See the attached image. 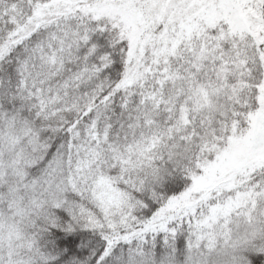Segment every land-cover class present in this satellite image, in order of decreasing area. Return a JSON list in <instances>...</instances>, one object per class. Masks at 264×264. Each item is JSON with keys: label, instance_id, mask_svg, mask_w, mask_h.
<instances>
[{"label": "snow or ice", "instance_id": "obj_1", "mask_svg": "<svg viewBox=\"0 0 264 264\" xmlns=\"http://www.w3.org/2000/svg\"><path fill=\"white\" fill-rule=\"evenodd\" d=\"M0 264H264V0H0Z\"/></svg>", "mask_w": 264, "mask_h": 264}]
</instances>
